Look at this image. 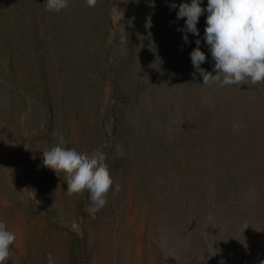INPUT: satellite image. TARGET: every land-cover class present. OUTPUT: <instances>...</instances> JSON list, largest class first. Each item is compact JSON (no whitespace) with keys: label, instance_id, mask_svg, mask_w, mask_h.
<instances>
[{"label":"rangeland","instance_id":"obj_1","mask_svg":"<svg viewBox=\"0 0 264 264\" xmlns=\"http://www.w3.org/2000/svg\"><path fill=\"white\" fill-rule=\"evenodd\" d=\"M183 2L69 0L57 13L45 0H0V220L17 234L8 264H49V253L52 264L264 261V82L194 77L197 37L177 30ZM206 17L197 27L211 72ZM54 132L104 151L122 186L94 219L88 192L68 195L64 174L43 166Z\"/></svg>","mask_w":264,"mask_h":264},{"label":"clouds","instance_id":"obj_2","mask_svg":"<svg viewBox=\"0 0 264 264\" xmlns=\"http://www.w3.org/2000/svg\"><path fill=\"white\" fill-rule=\"evenodd\" d=\"M98 0H86L88 7H95ZM69 0H45L46 10L60 12L66 9ZM175 2L170 9H176ZM207 12L204 42L214 61L213 71L201 67L207 60L201 50L200 31L197 27L200 17ZM186 18V19H185ZM176 19H184L182 39L189 42L188 34L197 37L196 47L190 53L193 76L197 73L205 85H258L264 82V0H207L206 8L201 0H191L179 4ZM215 73V74H213ZM234 128L238 125H233ZM56 143L42 151L43 166L52 169L58 176L64 174L67 194L78 195L88 192L90 207L86 208L94 219L95 214L108 202V194L122 190L115 183L106 153L100 149L80 152L67 147L63 134L54 132ZM122 155V152L118 153ZM17 234L8 228L6 221L0 220V264H8L13 256L12 246ZM49 264H52L49 253ZM264 264V261L261 262Z\"/></svg>","mask_w":264,"mask_h":264}]
</instances>
